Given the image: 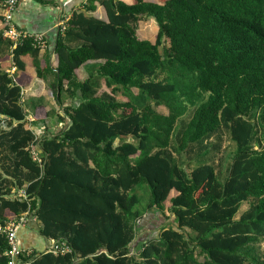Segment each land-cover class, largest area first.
<instances>
[{"label":"trees","instance_id":"1","mask_svg":"<svg viewBox=\"0 0 264 264\" xmlns=\"http://www.w3.org/2000/svg\"><path fill=\"white\" fill-rule=\"evenodd\" d=\"M149 19L153 41L137 33ZM41 51L26 41L12 61L21 71V57ZM54 56L43 72L68 123L42 134L0 62V227L30 212L40 236L72 251L23 252L25 261L264 264V0H87L59 31ZM223 133L235 152L216 159ZM36 144L42 166L30 154ZM141 183L151 199L137 211ZM21 189L27 201L12 197ZM155 211L169 223L130 255ZM7 250L0 232V264Z\"/></svg>","mask_w":264,"mask_h":264},{"label":"crops","instance_id":"2","mask_svg":"<svg viewBox=\"0 0 264 264\" xmlns=\"http://www.w3.org/2000/svg\"><path fill=\"white\" fill-rule=\"evenodd\" d=\"M129 2V0H124ZM87 0H19L13 13V23L18 29L33 34H43L46 41V49L37 56L24 54L21 59L24 68L18 71L16 66L13 72H9L13 66L12 50L8 48L6 39L2 36V6L0 1V62L8 63L3 69L13 78L14 82L23 88L22 102L27 110V122L35 133L56 132L68 123L62 110L56 105L52 97L50 85L52 78L43 72L46 64L54 61V47L59 33L58 23L64 16L83 8ZM97 14L104 11L96 7ZM140 26V25H139ZM139 35V29H138ZM140 37V36H139ZM103 60L93 61L87 66L97 65ZM79 78H85V67L78 73ZM35 108L34 112L33 109ZM48 113V117H46ZM55 240L45 239L39 235L35 222L21 227L18 231V245L24 252H44Z\"/></svg>","mask_w":264,"mask_h":264},{"label":"built area","instance_id":"3","mask_svg":"<svg viewBox=\"0 0 264 264\" xmlns=\"http://www.w3.org/2000/svg\"><path fill=\"white\" fill-rule=\"evenodd\" d=\"M19 3V0H2V21L4 24L3 34L4 39L11 42V47L16 48L22 46L26 41H31L33 48L44 50L46 49V41L43 34H33L27 31L18 29L13 23V13ZM70 16H64L58 23L59 31H63ZM15 69L14 63L9 71L13 72ZM9 72H7L9 74ZM30 154L32 160L39 166H42V158L40 156L38 144L30 146ZM12 197L21 198L27 201L28 195L24 190H12ZM35 222V218L30 212H25L20 217L6 222L3 227H0V232L4 234L8 246L5 253L7 257V264H30L22 257L23 250L18 245V231L21 227ZM53 255H64L71 253V248L65 242L54 241L47 249ZM29 253V252H28Z\"/></svg>","mask_w":264,"mask_h":264},{"label":"rangeland","instance_id":"4","mask_svg":"<svg viewBox=\"0 0 264 264\" xmlns=\"http://www.w3.org/2000/svg\"><path fill=\"white\" fill-rule=\"evenodd\" d=\"M148 1H154V0H148ZM139 25L140 26L138 27V29H139L140 38L153 41L155 33H156V29H155L156 26H155L154 21L149 19V20L140 22ZM127 99H128L127 97H119V100L123 104L127 103ZM158 110L162 113H166V110L164 108H158ZM122 112L127 114V113L131 112V109H129V108L120 109L119 113L121 114ZM259 117H257L256 120H259ZM259 123H260V125L261 124L262 125H261V128L260 127L258 128V131L260 133L258 137L261 138L262 146H264V140H263L264 122H262V123L259 122ZM220 140H221L220 149H219L220 152L216 154V159L220 155L221 152H222V156H224L227 153H234L235 152V144L230 140L228 133H223L222 138ZM214 142H215V139H213L207 143L209 145V149H212ZM190 161H191V166H192L193 162H194V156L190 157ZM134 193L137 195L138 201H139L138 205L135 207V210L142 211L143 209H145L146 205L149 203V201L151 199L150 192H149L148 188L143 183H141V184H139V186L137 188L134 189ZM166 204H168V203H166ZM248 206H249L248 203L244 204L242 207V210H245L246 208H248ZM149 217H150V219L146 218L145 221L138 224L137 236H136L134 242L130 246V255L137 252V248L140 246L142 241H145L146 239L148 240V239L156 236L158 231L160 230V228L164 225H167V223H169V221H170L169 215L166 216L167 219H164L163 214L160 213L159 211H155V215H150ZM257 248H258L257 252H258L259 256L261 258H264V239L261 240V242Z\"/></svg>","mask_w":264,"mask_h":264}]
</instances>
